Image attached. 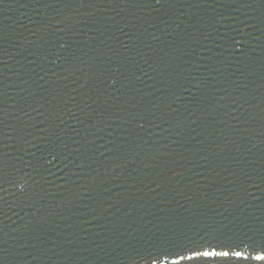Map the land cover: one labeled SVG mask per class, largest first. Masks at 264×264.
I'll list each match as a JSON object with an SVG mask.
<instances>
[{"label":"water","instance_id":"water-1","mask_svg":"<svg viewBox=\"0 0 264 264\" xmlns=\"http://www.w3.org/2000/svg\"><path fill=\"white\" fill-rule=\"evenodd\" d=\"M0 264H264V0H0Z\"/></svg>","mask_w":264,"mask_h":264}]
</instances>
